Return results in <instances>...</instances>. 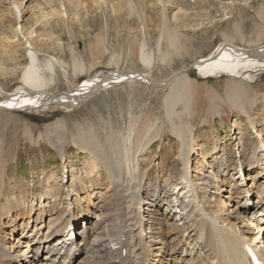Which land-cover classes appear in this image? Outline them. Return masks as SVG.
<instances>
[{"label": "rangeland", "instance_id": "obj_1", "mask_svg": "<svg viewBox=\"0 0 264 264\" xmlns=\"http://www.w3.org/2000/svg\"><path fill=\"white\" fill-rule=\"evenodd\" d=\"M11 1L13 0H0V15L9 14L10 10L8 9V5ZM59 1L64 2V0ZM101 1L102 0H100V2ZM144 1L146 3L144 7H137L130 0H126V4L129 7L126 10L124 18L119 21L113 17L114 14L111 11V5L109 3L106 5L104 4L102 6L103 11L101 10L99 16L100 21H96L94 18L95 16H90L87 19L84 17V21H87L83 27L74 29L73 34L68 32L67 26L68 23H73L74 19L68 18L64 11L62 15L64 20L63 22L59 21V24L63 26L66 34L58 35L54 33L51 39L39 37L37 41L38 44L40 43L38 48L42 45V47H44V52L39 53L37 65L43 73L44 71L46 72L44 73L45 76L47 75L48 78L50 77L53 79L45 90L46 94L73 91L86 79H91L97 75L107 74L112 71L145 73L148 75V78L153 81L169 80L168 85L156 88L141 81L131 80L97 91L83 102L69 108H64L57 103L52 104L50 102L46 104L45 102L43 106L39 108L31 107L26 110L0 109V151H2L7 158L10 157L8 159L9 162L6 172L7 177L3 185L5 188V196L1 202V207L8 204V202L6 203V199L9 197H17L16 203L19 205V208L23 210L21 212L19 211V213L28 214V217L25 215L22 221L18 218L16 224L11 221L9 223V218L5 220V216L0 218L2 219L0 228H4L6 234H10V231L13 229L12 226H15L17 230V233L11 237L14 241L10 242L11 245H7V248L14 247V255L18 252L25 254L27 248L26 242H30V244L35 243L38 235L39 237L43 235L42 238L48 236L56 225H59L58 228L56 226V229H59L58 233L60 235L62 234V236L65 234L63 232L66 231L68 226L71 228L72 225L76 223V232L78 230L81 231L86 223L83 221L84 219H81L83 213H89L90 216L92 214V216H94V212H96L98 216L102 213H105L104 215L109 213L108 211L100 212L102 210V202H108L111 194L109 189L106 188L107 176L106 171L101 168L103 166L102 162H105V159L111 160L115 158L113 152L123 148L124 141H121L123 138L132 137L135 132L143 131L146 128L152 130L157 136L150 149V153L142 158L145 160V166L150 165V176L148 177L150 179L146 181L150 186L148 187L150 194L153 193L154 188L160 187L161 193L158 195H160L161 199L166 197V200H168V197H170L168 201H173L175 198L180 200L183 194L180 195L179 192L177 197L173 195L176 194L177 189H175V193L171 192L172 189L169 190V186L166 184L168 182L165 181L169 179L172 181V184L174 183L175 185L185 182V180L181 179V176H183L185 170H187L188 173L186 177H189L190 181L193 180V184L196 183L195 185H198L199 181H197V179L199 180L202 176L206 175V170L213 172L216 170L212 164L214 161L213 159L217 157L221 159L225 158L224 161L229 165H226V170H229L227 173L230 182V187L227 189L225 188L227 193H223L219 197H221V199L223 197L225 198L239 188H241V190L245 189L246 191L251 189L253 191V196L251 195L249 197V203L255 202L257 204V196L255 195H257V192L262 191L261 188L264 186V173L260 172L263 173V175L252 180L255 173H257L255 169L254 171L250 170L251 173L243 177L242 172L244 170L246 174L247 169L242 167V170L239 162L241 161L242 143L245 142L249 144L254 150L260 147L262 143L264 144V71L250 74L252 83L247 84L249 89L254 91L256 103L248 111L250 117L248 119L244 114L232 109L223 97V88L228 80L227 77L208 80L200 79L195 71L191 69V64L207 56L221 44V36L223 33L233 38L235 24L238 26L240 32L244 34L246 42L254 39L256 35L255 31H257L259 26L260 28L262 27V32L264 34V22L260 23L257 19V9L262 8L264 2L261 0H259L260 2L258 1V3L253 2L254 0H221L223 6L213 5V7V0ZM245 1H250L252 8L242 7V2L244 3ZM14 2H16V0H14ZM42 2V0H24L21 6L23 7V12H25L23 15L25 19L30 20L29 12H31V7ZM163 4L166 6L164 13L169 20H172V17L175 15L180 16L185 13L192 14V18H201L205 20L207 18H202L204 13L200 14L198 12V7L202 5L204 6L208 18L215 21L211 28H209V25H203L193 33L189 32L187 34V37L191 40L189 52L182 57L174 58L169 65L161 64L157 60L156 39L158 37L157 25L159 22L156 18L163 11ZM61 10L63 11L64 8L62 7ZM224 13L232 18L229 23H225L223 20L222 16ZM195 14L196 17H194ZM92 20H94V27L89 29V22L91 24ZM18 23H21V18L18 20ZM177 23H180V21ZM194 23L196 22L193 21V24ZM20 25L23 24L21 23ZM20 25L18 24V27H20ZM39 25L40 24L33 25V23H28L26 28L32 27L34 30L36 28L38 29ZM5 30L4 28L2 29L3 34L7 32ZM87 30L89 31L88 33ZM19 31L21 30H17V35ZM7 33L11 36L10 30H8ZM98 33L103 39L105 52L100 59L92 61L88 48L92 42V37ZM36 34L38 35L40 32L37 30ZM36 34L34 33L32 37L35 38ZM20 38H22V36H20ZM16 40L17 39L11 40L13 41L11 44L16 47H14L17 52L16 61L13 63L4 62L3 65H0L3 69V71L0 70V101L3 102L14 97L18 88L22 89V92H30V90H27L23 86L20 80L21 69L28 64L27 53L24 49L27 45L23 44V42L16 43ZM142 43H145L146 52L152 55V57L153 55L155 57L153 66L150 69L144 68L141 61L138 59L137 47ZM234 43L237 46H246V43H241L239 41H235ZM262 43L264 44V39ZM130 44L135 46V48H133L134 53L131 55H129L128 52V46ZM56 46L59 48L51 50ZM48 47L50 49L45 52V49ZM112 57L118 59L117 64L113 62L112 65H109V61ZM74 59L83 65L84 71L82 75L73 73L72 63ZM54 60H59L58 62L65 64V68L61 67L59 63L54 62L55 70L52 78L50 73L45 70V64L48 61L53 62ZM188 67H190V69H187ZM183 77L189 78L199 86L210 87L220 97H218V105L220 107L218 111L221 113V116L216 115L214 117L205 115L207 105H203L202 102H200V104L197 105V110L202 109L203 112L201 113H203V115L195 114L196 117L193 123L189 120L193 125L185 120L186 124L194 128L191 138L189 134L186 135L188 145L194 143L195 148L194 151H190V154H188V168H186V165H184L185 163L182 162L180 136L173 131L164 109V98L168 92L169 85L173 84L175 80ZM179 111L180 109L177 108L176 112ZM250 121L254 123V128L250 125ZM58 122H63L65 129L59 134L53 133L57 130L51 126L59 124ZM113 133H115L114 138L112 135ZM81 135H83V137H91L92 140L90 141L94 142L96 148H103V151L106 150L105 152L107 153H103L106 158L104 160L103 158L97 160L93 155V159H91L89 152L75 147L72 141ZM113 142L115 144H113ZM51 143L54 144V147ZM115 145L119 146V148H115ZM212 148L214 151L211 150ZM212 152L219 153L213 154ZM210 154L212 156H217L213 157V159L212 156H209L208 159V155ZM202 155H207V157L204 159L205 156ZM109 156L111 157L109 158ZM127 156H125V162L127 160L129 164H133L131 156ZM146 159H148V161ZM208 161L211 163L210 169L207 165ZM91 162L97 164L96 166H98L101 173L99 182L101 185L97 184L95 187L92 185L86 173L87 170L90 171L91 169ZM246 163V161L243 162L244 165H246ZM169 169H171V171H169ZM96 171H94L95 173L93 176L91 175L95 179H97L96 174H98V171ZM143 172L144 170L142 169L139 171V174L142 175ZM191 175L193 179L190 178ZM49 189L55 190L58 194L57 199H46L48 195L46 192ZM90 190L92 192H90ZM251 190L249 191L252 193ZM22 192L25 195L23 200L21 199V197H23ZM163 192L166 193L163 194ZM200 192L201 200L203 203H209L208 205L210 207L220 201L216 194L204 196L202 195V191H198V194ZM241 192L243 193V191ZM241 192H236V194ZM216 197L218 200H214ZM235 202L239 204V208H236V210H227L229 205ZM242 202L241 199L231 200L229 205L227 202L228 206L226 205L227 207H225V209L227 208L226 210L230 221L233 219H237L236 221H238L241 214L246 213L244 206H240ZM31 208L33 209V213L29 210ZM95 208L98 211H96ZM164 208H166V206ZM262 208L263 207L258 211L262 210ZM174 210L175 209H172V211ZM176 210L177 213L175 217H179L178 213L180 210ZM45 211L51 212L52 215L50 214L49 217L42 215L41 213ZM230 214H234L235 218H231ZM252 215L253 214H247L246 216L251 217ZM36 216L41 218L39 225L33 222V220L37 218ZM71 217H73V219H70ZM241 217L245 219L244 216ZM94 219L89 220V224L87 223L86 226L89 228L88 246L91 248V251L79 254L74 264L111 263L112 256L107 250L98 253L99 255L94 253L96 249L94 244L97 234H94L93 226L96 224L100 227L98 231L100 230L99 232H101L100 239L102 240H106L109 238L108 236L114 238L113 234L116 235L118 229L114 226L115 222H109V226L104 228L107 221L101 223L100 221L96 222L97 220ZM232 222L237 224L235 221ZM182 223V221L176 222L179 226ZM20 225L25 227V229L26 226H29L32 231L29 230V233L24 231V234H22L19 228L21 227ZM239 229L242 228L239 227ZM247 230L250 232V229ZM256 230V236L258 237L260 234H258L259 231L257 228ZM107 231L108 233L106 234ZM58 235H56V237ZM105 235L107 237H105ZM5 236L8 238V235ZM260 238L261 242H259ZM260 238L256 240L252 246L257 243L259 244V246L256 245L257 248L264 251V238L262 235H260ZM78 240H80V238ZM108 242L109 241H106L103 244H107ZM75 250L77 252V248ZM91 254L94 256L102 255L103 259L99 260L96 257L94 258ZM41 255H43V253H41Z\"/></svg>", "mask_w": 264, "mask_h": 264}, {"label": "bare ground", "instance_id": "obj_2", "mask_svg": "<svg viewBox=\"0 0 264 264\" xmlns=\"http://www.w3.org/2000/svg\"><path fill=\"white\" fill-rule=\"evenodd\" d=\"M23 1L24 0H16V2H14L13 0L9 2V14L0 15V65H3L4 62L13 63L16 61V47L11 44V42H13L11 40L17 39L15 41L16 43L23 42V44L27 45L24 49L27 53L28 64L21 69L20 80L23 86L27 90H30V92H22L23 90L18 88L14 94L15 96L10 100L5 102L0 101V109L26 110L31 107L39 108L42 107L45 102L46 104L50 102L52 104L57 103L60 106L62 105L64 108H69L83 102L97 91L131 80L141 81L156 88L168 85L169 80L153 81L149 79L148 75L145 73L112 71L107 74L97 75L91 79H86L73 91L46 94L45 90L48 88L53 79L50 77L48 78L47 75L45 76L44 73L46 72L44 71L43 73L37 65L39 53L44 52V47H42V45H40L41 47L39 46L40 49L38 48V45L40 44L37 42L39 37L51 39L54 33H57L58 35L66 34L63 26L59 24V21L63 22L64 20L62 16L64 11L68 18L70 17L71 19H74V22L68 23L67 26L68 32L73 34L74 29L83 27L87 21H84V17L87 19L90 16H95L94 18L96 21L99 20L101 10L103 11L102 6L104 4L106 5L109 3L111 5V11L114 14L113 17L118 21L124 18L126 10L129 6H127L126 0H102L103 3L102 1L100 2V0H64V2L59 0H42V3L31 7V12H29L30 20H27L23 16L25 13L23 12V7L21 6ZM130 1L137 7H144L146 5L144 0ZM258 1L259 0H254L253 2L258 3ZM261 1L264 2V0ZM212 2V6H223L221 0H213ZM163 5V11L156 18L159 22L157 25L158 37L156 39L157 60L161 64L169 65L174 58L182 57L189 52V44L191 41L190 38L187 37L189 32L193 33L203 25H209V28H211L215 21L208 18L205 13L206 11L204 10V6L202 5L198 7V12L200 14L204 13L202 18H207L205 20L201 18H192V14L190 13H185L180 16L175 15L172 17V20H169L164 13L166 6L165 4ZM241 6L245 8H252L250 1H245L244 3L242 2ZM62 7L64 8L63 11L61 10ZM194 17H196V14ZM222 17L225 23H229L232 19L227 16L226 13H224ZM20 18L23 25L18 23ZM257 19L260 23L264 22V5L262 8L257 9ZM93 21L94 20L91 22L92 25L89 22V29L94 27ZM178 21H180V23H177ZM193 21L196 23L193 24ZM28 23L40 25L38 29L36 28L33 30L32 27L26 28ZM18 24L20 27H18ZM3 28L6 29L5 31L7 32L10 30L11 36H9V33L7 32H5L6 34H3ZM17 28L21 30L18 35ZM37 30L40 32L38 35L36 34ZM88 32L89 31L87 30V33ZM255 32L256 35L254 39L246 42L244 34L240 32L238 26L235 24L233 38H230L227 36L228 34L226 35V33H223L221 36V44H219L207 56L200 58L191 64V69L195 71L196 75L200 79L208 80L227 77L228 80L223 88V97L232 109L244 114V116L248 119L250 118L248 111L256 103V100L254 99V91L249 89L247 83H252V78L250 77L251 73L264 71V44L262 43L264 34L262 32V27L260 28L259 26ZM34 33L36 34L35 38L32 37ZM252 34L254 35L253 32ZM20 36H22V38H20ZM235 41L246 43V46H237L234 43ZM55 48L59 47H53L51 50H54ZM133 48H135L134 45L130 44L128 46L129 55L134 53ZM137 48L138 59L141 61L144 68L150 69L154 63V55L152 57V55L146 52L145 43H142ZM49 49V47L46 48L45 52ZM88 49L92 61L100 59L103 56L105 47L103 39L99 33L92 37V42ZM58 61H48L45 64V70L50 73L52 78L55 70L54 62L59 63L61 67L65 68V64ZM113 62L117 64L118 59L112 57L109 61V65H112ZM83 69V65L74 59L72 63L73 73L82 75L84 71ZM0 70L3 71L2 67H0ZM218 97L219 96L210 87L199 86L187 77L177 79L173 84L169 85L168 92L164 98L165 115L167 116L168 122L172 126L173 131L180 136V145L182 149L181 155L183 159L182 162L185 163L184 165H186V168H188L187 166L189 164L188 154H190V151L195 150L194 143L188 145V139L186 138L187 134H189L191 138L193 133L192 131L194 129L191 126L193 124H191L189 120L193 123L196 117L195 114L203 115V113H201L203 112L202 109L197 110V105L200 104V102H202L203 105H207L205 115H208L209 117H214L216 115L221 116V113L218 111L220 108L218 105ZM177 108L180 109L179 112H176ZM185 120L191 125L186 124ZM58 123L59 124L57 125L55 124L51 126L57 130L53 133L59 134L61 131H64L65 125L63 122ZM250 125L254 128V123L252 121H250ZM114 134L115 133L112 134L113 138ZM155 137H157L155 133L152 132V130H149V128H146L143 131L135 132L132 137L129 136L128 138H123V140H121L122 142L124 141V146H122L123 148L118 151H114L113 153L115 158H112L111 160L105 159L106 157H104L105 155L103 153L106 150L103 151V148H96L94 146V142L90 141L92 140L91 137H83V135H81L78 138L73 139V145L78 149L89 152L91 159H93V155L97 158V160L99 158L100 160L102 158L103 160L105 159V162H102L103 166L101 168L106 171V188L109 189L111 194L108 202H102V210L99 211H108L109 213L106 214L108 216L104 215L105 213H102L103 215L101 214L99 216L96 212H94V216H92L93 214L90 216L89 213H83L81 215V219H84L83 221H85L86 224L82 228L83 231L78 233L75 230L76 225L72 226V229L70 230H73V239L69 238L70 236L72 237V234L68 228L65 227V232L62 230V232L65 233L62 236V234L60 235L58 233L59 229H56V225L50 232L49 236H44V238L41 239L42 241H37V245H39L38 247L33 249L34 246L31 247V244L27 245L25 254L18 252L14 255V247L7 248V245H11L10 242L14 241L11 237L17 233L16 228H13L10 231V234H6L4 228H0V264H58V259H60V257L64 258L62 263H60L66 264L65 261L69 257V253L68 255H65V252L68 251L69 248L72 249L69 246H71L73 242V245L77 248V254L84 251V243L82 240H77V237L81 235V237H83V241L86 240L87 235H89V228L86 227L87 223L89 224V220L94 218V220H97L96 222L100 221L103 223L104 221H107L104 228L109 226V222H115L114 226L118 229L117 234H113L114 238L108 236L109 238L102 240L100 239L101 232H99L100 230L98 231L100 227L96 224L93 226L94 234H97L94 244L96 247L94 253L98 254L107 250L112 256L110 264H251V253L254 254L257 259L264 262V251L260 250L256 246H259V244L256 243V245L252 246L253 243L260 238V235L258 237L256 236V227L254 228V225L250 227L251 224L249 219H243L241 217L243 216L242 214L238 221H236L237 219L230 221L229 215L227 214V210L235 209L234 206L235 203H237L235 202L233 204L231 203V200L241 199V201H244V199L250 196L249 194H251V192L249 190L243 191V193L239 191L241 193L236 194L237 191H235L232 194L230 193L231 195H228L225 198L223 197L221 199V197H219L221 194L227 193L225 188L227 189L230 187L227 173L229 170H226L229 165L226 161H224L225 158L221 159L217 158V155H208V159L209 156H212V159L213 157H216L213 159L214 161L211 159L213 161L212 165L216 168V170L214 172L206 170L208 175L206 174L199 180L197 179V181H199L198 185H195L196 183L193 184V180L190 181L189 177H186V174L188 173L187 170H185L184 175L181 176V179L185 180V182L175 185L174 183L172 184L171 180L167 179L165 182H168L166 184L169 186V190L172 189L171 192L175 193V189H177L176 194L173 195H176L177 197L179 192L180 195L183 194L180 200L175 198L173 201H168L170 197H168V200H166V197L161 199L160 195H158L161 193L159 189L160 187L154 188L153 193L150 194L148 188L150 186L146 183V181L150 179L148 178L150 176V165L145 166V160L142 158L146 154L150 153L153 142H155ZM51 144L54 147V144ZM113 144L115 143L113 142ZM115 146V148H119V146ZM211 150H213V148ZM241 150L242 154L240 155V158L242 162L240 161L239 165L241 166V169L242 167L247 169L246 174L242 169L243 177L248 176V174L251 173L250 170L254 171L255 169L257 170V173H255L252 180L262 176L264 173V144L262 143L260 147L254 150V148H251L249 144L244 142L241 145ZM216 153L217 152H214L213 154ZM127 155L131 156L133 164H129L126 160L127 164L125 165V156ZM110 157L111 156H109V158ZM206 157L207 155L204 159ZM9 158H7L2 151H0V207L2 206L1 202L5 196V188L3 185L7 177L6 172ZM146 160L148 161V159ZM210 161H208L209 164L207 163L209 169L211 167ZM244 161L247 162L246 165L243 164ZM91 163V169L90 171L87 170L86 173L90 178L92 185L95 187L97 184H100L101 173L98 166H96L97 164L94 162ZM95 169L98 171V174H96L97 179L92 177L95 173L94 171H96ZM142 169L144 172L140 175L139 171ZM169 171H171V169H169ZM190 178L193 179L192 175ZM198 191H202V195L204 196L216 194L220 201L210 207L208 205L209 203H203L200 195L201 192L198 194ZM90 192L92 191L90 190ZM165 193L163 192V194ZM22 194L23 197H21V199L23 200L25 195L23 192ZM46 194H48L46 197L47 200L53 198L57 199L58 197V194L54 189H49ZM234 195L236 196L233 198ZM258 195L259 194H257V196ZM248 199H246V201H248ZM214 200H218V198L216 197ZM16 201L17 197H9L6 199V203L8 202V204L0 208V218L5 216V220L9 218V223L11 221L16 224L18 218L22 221L25 215L28 217V214L19 213V211L21 212L23 210L19 208ZM261 201L263 202V200ZM227 202L228 205L230 203L231 204L228 209L226 208V210L225 207L228 206ZM165 206L166 208H164ZM238 206L239 205H237V207ZM172 209L175 210L172 211ZM176 209L180 210L178 213L179 217H175V214L177 213ZM29 210L32 212L33 209L31 208ZM263 212L264 210L261 211L262 215ZM41 214L48 217L50 214L52 215L49 211H45L44 213L42 212ZM230 216L233 218L234 214H230ZM70 219H73V217ZM243 220L245 221V224ZM40 221L41 218H39V216L33 220V222L37 223V225L40 224ZM177 221H182L183 223L179 226L176 224ZM232 221L237 222V224ZM0 222H2V219H0ZM20 226L21 227L19 228L22 234H24V231L27 233H29V230L32 231L29 226H26V229L28 230H26L25 227H22V225ZM239 227L242 229H239ZM247 229H250V232ZM260 232L262 233L263 231ZM260 232L258 234H260ZM69 233L70 236L67 238V234L69 235ZM107 233L108 231L106 234ZM5 235H8V238ZM56 235H58L57 238H55ZM105 237L107 236L105 235ZM252 237H255L256 239ZM106 241L109 242L107 244H103ZM259 242H261V238ZM43 251H45V255L41 256ZM92 257H96L99 260L103 259L102 255H93ZM71 262L69 264H71Z\"/></svg>", "mask_w": 264, "mask_h": 264}, {"label": "water", "instance_id": "obj_3", "mask_svg": "<svg viewBox=\"0 0 264 264\" xmlns=\"http://www.w3.org/2000/svg\"><path fill=\"white\" fill-rule=\"evenodd\" d=\"M187 69H190V67H188ZM187 69H186V70H187Z\"/></svg>", "mask_w": 264, "mask_h": 264}]
</instances>
